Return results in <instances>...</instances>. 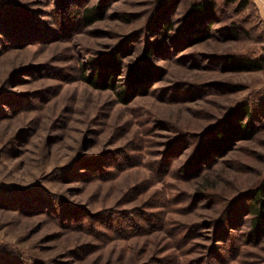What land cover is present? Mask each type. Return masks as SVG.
<instances>
[{"label": "rangeland", "instance_id": "1", "mask_svg": "<svg viewBox=\"0 0 264 264\" xmlns=\"http://www.w3.org/2000/svg\"><path fill=\"white\" fill-rule=\"evenodd\" d=\"M169 1L0 0V264H264L247 206L264 182V66L224 64L264 55V0H215L196 43L193 0ZM133 62L151 76L124 101ZM105 73L115 88L85 79ZM240 103L255 133L195 158Z\"/></svg>", "mask_w": 264, "mask_h": 264}, {"label": "trees", "instance_id": "2", "mask_svg": "<svg viewBox=\"0 0 264 264\" xmlns=\"http://www.w3.org/2000/svg\"><path fill=\"white\" fill-rule=\"evenodd\" d=\"M178 0H170L168 5ZM248 0H239L238 7H245ZM91 11L84 17L85 21L90 23L94 21L97 15L104 13V3H99L87 8ZM217 14V4L215 0H193L186 11L183 19L182 30L185 37L190 43L203 41L212 36L211 25ZM96 15V16H95ZM158 20L162 17L156 15ZM161 20V19H160ZM163 29H169L170 22L163 23ZM224 35L227 38H238L242 35V28L239 25L228 24L224 27ZM156 48H148L147 54L153 53ZM121 50L117 46L109 56L102 57L101 62L111 68L117 69L119 61L116 52ZM225 66L233 71L257 70L264 66V55L249 54H227L224 56ZM149 66L145 63L138 64L133 62L128 71L126 84L118 91L119 97L127 101L133 93H139L146 90L143 87L144 79L151 76L148 71ZM150 68V67H149ZM87 76L91 83H99L102 87L115 88V83L110 74H103V77L97 81ZM215 131L209 135L201 146H198L197 157L203 158L209 152H221L231 142L232 139L250 138L256 131L255 124L252 123V110L248 103H240L230 110L226 118L216 122L212 126ZM264 182L257 186L253 198L247 204L249 213L252 214L250 219V237L258 236L264 229Z\"/></svg>", "mask_w": 264, "mask_h": 264}]
</instances>
